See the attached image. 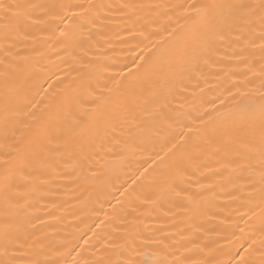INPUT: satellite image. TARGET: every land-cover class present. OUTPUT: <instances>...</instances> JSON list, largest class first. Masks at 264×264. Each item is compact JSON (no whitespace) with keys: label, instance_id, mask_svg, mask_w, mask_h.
<instances>
[{"label":"bare ground","instance_id":"1","mask_svg":"<svg viewBox=\"0 0 264 264\" xmlns=\"http://www.w3.org/2000/svg\"><path fill=\"white\" fill-rule=\"evenodd\" d=\"M0 264H264V0H0Z\"/></svg>","mask_w":264,"mask_h":264}]
</instances>
